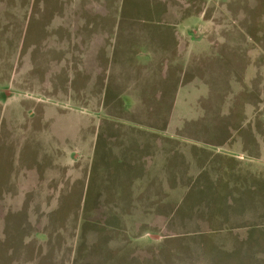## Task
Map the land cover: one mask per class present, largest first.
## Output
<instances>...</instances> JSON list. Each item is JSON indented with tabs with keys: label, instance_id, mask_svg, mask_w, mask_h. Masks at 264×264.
I'll return each instance as SVG.
<instances>
[{
	"label": "rangeland",
	"instance_id": "1",
	"mask_svg": "<svg viewBox=\"0 0 264 264\" xmlns=\"http://www.w3.org/2000/svg\"><path fill=\"white\" fill-rule=\"evenodd\" d=\"M0 264H264V0H0Z\"/></svg>",
	"mask_w": 264,
	"mask_h": 264
},
{
	"label": "crops",
	"instance_id": "2",
	"mask_svg": "<svg viewBox=\"0 0 264 264\" xmlns=\"http://www.w3.org/2000/svg\"><path fill=\"white\" fill-rule=\"evenodd\" d=\"M200 20H201V17H200V15H199L198 21H196V24H195V25H196V26L198 25L199 28H200V27L205 28V27H204L205 23H201V24H200ZM192 25H194V24H192ZM185 30H189V27H186ZM191 31H192V32H195V28H191ZM192 36L195 37V35H193V34H192ZM190 41L192 42V40H190ZM193 41H194V40H193ZM194 42H196V41H194Z\"/></svg>",
	"mask_w": 264,
	"mask_h": 264
},
{
	"label": "flooded vegetation",
	"instance_id": "3",
	"mask_svg": "<svg viewBox=\"0 0 264 264\" xmlns=\"http://www.w3.org/2000/svg\"><path fill=\"white\" fill-rule=\"evenodd\" d=\"M198 31L200 32V28H199ZM198 31H197V32H198ZM201 33H204V30L201 29ZM193 40L196 41V39H194V37H193ZM193 40H192V41H193Z\"/></svg>",
	"mask_w": 264,
	"mask_h": 264
}]
</instances>
